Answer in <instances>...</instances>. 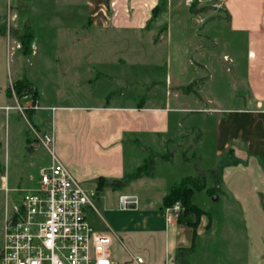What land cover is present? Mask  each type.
<instances>
[{
    "label": "rangeland",
    "instance_id": "1",
    "mask_svg": "<svg viewBox=\"0 0 264 264\" xmlns=\"http://www.w3.org/2000/svg\"><path fill=\"white\" fill-rule=\"evenodd\" d=\"M4 1L0 87L13 99L5 110H13L10 121L2 117L0 122V186L8 185V201L16 203L34 186L40 165L46 160L49 164L48 149L40 139L54 121L50 105L145 103L194 108L169 113L171 118L181 117L179 122L185 125L181 139L137 151L139 159H145L138 174H152L154 179L135 190L158 201L171 184L175 183L173 188L194 182L200 190L194 192L192 205L207 210L217 222L209 264H225L229 240L221 233L222 224L237 236L240 217L219 198L221 166L234 160L228 153L215 156L214 128L221 114L211 110L228 101L237 104L235 97L245 84L239 76L244 38L228 31L221 0H160L143 29L103 25L88 0ZM79 120L84 121H75ZM26 142L38 146L27 148ZM52 149L79 183L53 145ZM125 153L129 166V145ZM213 195L219 199L212 201Z\"/></svg>",
    "mask_w": 264,
    "mask_h": 264
},
{
    "label": "crops",
    "instance_id": "2",
    "mask_svg": "<svg viewBox=\"0 0 264 264\" xmlns=\"http://www.w3.org/2000/svg\"><path fill=\"white\" fill-rule=\"evenodd\" d=\"M4 3L0 0L1 15ZM158 4L159 0H88L96 19L113 29H143ZM221 4L228 31L244 38L239 76L245 84L243 93L235 97L237 104L228 101L224 107L211 110L221 114L214 128L215 156L231 151L229 156L237 162L224 165L219 177V198L225 201L226 209L236 210L240 217L237 236L222 224L221 233L229 240L224 248L225 264H264V0H221ZM1 88L0 122L2 117L10 121L13 109L5 107H11L13 99ZM50 107L54 108L53 148L82 187L94 195L87 219L94 230L111 237L109 250L114 264L135 255L142 257L143 264H209L217 226L209 212L203 209L195 228L177 220L166 221L162 199L175 183L166 188L160 200L153 201L141 197L135 186L152 183L154 175L124 179L145 161L139 159L137 151L181 139L185 125L179 122L181 117L171 118L169 113L194 108L148 107L145 103ZM79 118L84 121L76 122ZM35 144L38 146L26 142L27 148L34 149ZM126 145L131 149L129 166ZM99 178L108 185L98 188ZM5 187L9 190L3 183L0 192ZM127 196L134 197V203L121 209L119 200ZM5 197L4 192L0 222ZM1 241L0 231V245Z\"/></svg>",
    "mask_w": 264,
    "mask_h": 264
},
{
    "label": "built area",
    "instance_id": "3",
    "mask_svg": "<svg viewBox=\"0 0 264 264\" xmlns=\"http://www.w3.org/2000/svg\"><path fill=\"white\" fill-rule=\"evenodd\" d=\"M40 142L48 149L50 163L40 168L34 186L16 203L8 201L9 190L4 188L0 264H114L111 237L94 230L87 219L94 195L57 161L52 131ZM180 213L178 201L163 208L166 221L177 220ZM121 264H143V259L135 255Z\"/></svg>",
    "mask_w": 264,
    "mask_h": 264
},
{
    "label": "trees",
    "instance_id": "4",
    "mask_svg": "<svg viewBox=\"0 0 264 264\" xmlns=\"http://www.w3.org/2000/svg\"><path fill=\"white\" fill-rule=\"evenodd\" d=\"M160 1V0H159ZM159 5V4H158ZM156 5L152 11H151V17L153 16L156 8L158 7ZM229 154H231V151H228ZM237 162L234 161L233 164H236ZM224 166V165H223ZM221 166V167H223ZM140 168L138 167L136 169V172L131 175H126L124 179L126 181L135 179L139 177L138 171ZM105 180L103 178L98 179V185L97 187H102L105 185ZM200 188L192 181H187V184L180 183L177 187L171 188L168 193L163 197L162 203L163 208L170 206L174 202L178 201L181 205V213L177 219L180 223H185L186 225L195 228L198 224L199 217L204 214L203 211L196 208L194 205H192V196L195 191H199Z\"/></svg>",
    "mask_w": 264,
    "mask_h": 264
},
{
    "label": "water",
    "instance_id": "5",
    "mask_svg": "<svg viewBox=\"0 0 264 264\" xmlns=\"http://www.w3.org/2000/svg\"><path fill=\"white\" fill-rule=\"evenodd\" d=\"M37 145L35 144L34 147H36ZM135 198L132 196H127V197H121L119 200V206L121 209L123 208H128V204H132L134 203ZM212 201H217V195H213L212 196Z\"/></svg>",
    "mask_w": 264,
    "mask_h": 264
}]
</instances>
